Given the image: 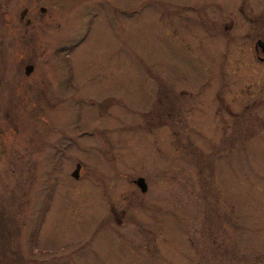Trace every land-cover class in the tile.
<instances>
[{
  "label": "rangeland",
  "instance_id": "1",
  "mask_svg": "<svg viewBox=\"0 0 264 264\" xmlns=\"http://www.w3.org/2000/svg\"><path fill=\"white\" fill-rule=\"evenodd\" d=\"M195 1L0 0L45 9L31 63L67 43L71 76L44 111L0 92V264H264V75Z\"/></svg>",
  "mask_w": 264,
  "mask_h": 264
},
{
  "label": "flooded vegetation",
  "instance_id": "2",
  "mask_svg": "<svg viewBox=\"0 0 264 264\" xmlns=\"http://www.w3.org/2000/svg\"><path fill=\"white\" fill-rule=\"evenodd\" d=\"M8 9L9 7L5 6V12ZM33 10L23 7L16 19L12 17V21L8 20V15L0 16V92L13 90L9 97L14 99L19 93L28 97L30 89H36L34 92L38 100L31 102V109L38 107L40 111H44V105L52 106L62 101L61 93L67 87V80L71 78L68 70L62 68L64 60L61 57L62 52L68 49V44H55L46 68L35 70V65L31 63L35 52V21L42 19L45 9L38 6V13ZM188 11L189 22L203 30L210 38L221 41L230 33L227 43L229 40H239L235 49L237 55L230 57L237 69L238 65L242 64L241 66L248 67L250 72L253 68L257 69V72L262 70L264 75V0H196L194 4L188 5ZM52 55H56V59H53ZM28 65L31 67L29 71L25 69ZM26 90L29 91L26 93ZM50 92H54L55 96H51ZM216 98L217 101L220 100L218 95ZM3 104L7 105L6 98L0 100V105ZM7 113L4 114L5 118ZM162 115L163 108L154 113V119L159 124L163 120ZM6 120V125L11 126L16 136L19 117L12 114ZM4 150H0V155L6 153ZM16 153L17 151L14 152ZM13 156L11 158H14ZM11 172L13 175L20 174L17 164L11 168ZM18 182L14 181V189H19Z\"/></svg>",
  "mask_w": 264,
  "mask_h": 264
},
{
  "label": "water",
  "instance_id": "3",
  "mask_svg": "<svg viewBox=\"0 0 264 264\" xmlns=\"http://www.w3.org/2000/svg\"><path fill=\"white\" fill-rule=\"evenodd\" d=\"M25 69L27 71H29L31 69V67L28 65L25 67ZM77 170H78V167H76V169L72 172L73 177H77ZM133 181L135 182V184L137 185V187L139 188V190L141 192H144L146 190V184H145V181L142 177L139 176V177L135 178Z\"/></svg>",
  "mask_w": 264,
  "mask_h": 264
}]
</instances>
